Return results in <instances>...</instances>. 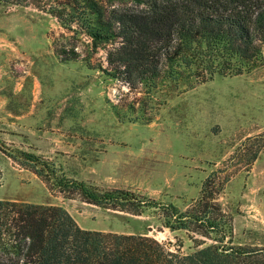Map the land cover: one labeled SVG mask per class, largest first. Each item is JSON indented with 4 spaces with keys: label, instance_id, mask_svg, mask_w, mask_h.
Returning <instances> with one entry per match:
<instances>
[{
    "label": "rangeland",
    "instance_id": "1",
    "mask_svg": "<svg viewBox=\"0 0 264 264\" xmlns=\"http://www.w3.org/2000/svg\"><path fill=\"white\" fill-rule=\"evenodd\" d=\"M90 44L35 8L0 6V199L61 206L86 230L149 231L190 254L189 235L166 229L158 209L144 216L105 210L67 198L59 180L129 190L186 211L213 171L222 178L235 172L217 202L233 218L237 244L263 247L264 66L147 95L107 78L111 46L92 53ZM60 47L80 57L64 63ZM259 148L248 166L244 159ZM24 154L51 164L45 177L57 173L49 183Z\"/></svg>",
    "mask_w": 264,
    "mask_h": 264
},
{
    "label": "trees",
    "instance_id": "2",
    "mask_svg": "<svg viewBox=\"0 0 264 264\" xmlns=\"http://www.w3.org/2000/svg\"><path fill=\"white\" fill-rule=\"evenodd\" d=\"M0 6L50 15L68 33L87 37L92 53L111 46L105 76L147 95L170 84L193 87L264 66V0H0ZM57 55L64 63L80 57L65 47L57 48ZM260 151H249L248 166ZM24 157L47 183L56 175L53 169L45 177L51 164L40 157ZM220 172L207 177L200 202L186 211L129 190H99L65 176L59 180L67 198L79 196L105 210L144 216L158 209L166 229L189 235L195 247L190 254L173 250L149 231L86 230L61 206L0 199V264H264V246L234 240L233 218L217 194L235 172L224 178Z\"/></svg>",
    "mask_w": 264,
    "mask_h": 264
}]
</instances>
